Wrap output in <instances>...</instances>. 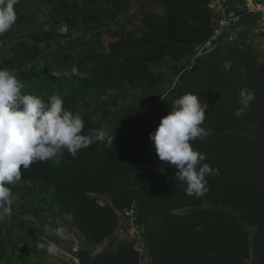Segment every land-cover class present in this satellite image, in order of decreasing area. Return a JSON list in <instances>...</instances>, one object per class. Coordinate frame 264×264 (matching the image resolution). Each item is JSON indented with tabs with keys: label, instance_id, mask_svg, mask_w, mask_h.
Instances as JSON below:
<instances>
[{
	"label": "trees",
	"instance_id": "1",
	"mask_svg": "<svg viewBox=\"0 0 264 264\" xmlns=\"http://www.w3.org/2000/svg\"><path fill=\"white\" fill-rule=\"evenodd\" d=\"M133 1L108 0L109 6L92 14L89 21L101 29L93 41L99 47L86 53L90 68H100L103 53L119 51L138 33L149 37L139 55L111 64L103 82L104 88L113 91L127 83L142 90L139 101L117 110L108 131L112 145L107 140L96 142L75 157L64 150L59 163L34 162L22 169L20 181L51 189L60 211L73 215L77 230L89 241L72 243L79 247L80 264H139L132 246L108 248L113 238L126 232L120 213L133 203L145 229L149 264H251L253 254L256 264H264V62L258 63L239 48L218 50L196 58L193 70L182 73L195 47L213 33L210 0H149L148 8L135 13L131 25L104 29V18L117 21L129 13ZM55 8L60 26L75 29L83 19L78 0H59ZM63 35L71 36L46 31L33 38L40 43ZM70 48L68 43L49 52L66 63L72 60ZM188 55L192 58L178 72L180 84L164 97L162 110H149L148 101L156 99L158 104L164 96L158 90L166 80V74L154 75L150 65L165 57L178 63ZM50 59L40 64L45 68ZM89 87L86 81L85 93ZM242 89L254 92L255 99L236 117ZM189 92L208 104L202 127L210 133L192 145L206 156L203 163L219 170L218 175L206 177L208 191L200 198L185 194L186 185L175 179L177 169L159 160L150 139L173 101ZM58 95L65 108L80 112L85 133L104 129L93 113H81L84 99ZM96 196H103L107 203L100 204ZM89 243L100 247L93 249ZM0 249L2 258L1 222Z\"/></svg>",
	"mask_w": 264,
	"mask_h": 264
},
{
	"label": "rangeland",
	"instance_id": "2",
	"mask_svg": "<svg viewBox=\"0 0 264 264\" xmlns=\"http://www.w3.org/2000/svg\"><path fill=\"white\" fill-rule=\"evenodd\" d=\"M78 2V14L83 19L79 21L77 28L68 29L58 24L59 13L55 7L59 0H19L15 5L16 23L8 32L0 35V68H7L16 73L17 79L23 84L22 93L37 95L45 102L53 94L78 95V98L85 100L81 113H93L96 120L108 132L112 122L118 117H114L117 115V110L124 104L139 101L142 90L130 83L122 86L118 91L103 87V82L110 74V65L116 64L118 59L130 56L131 47L121 48L115 53H103L100 68L87 66L86 53L92 48L99 47L93 43L97 31L95 25L89 22L91 15L105 8L109 3L106 0H99L95 4L85 0ZM103 22L107 29L115 25L110 17L104 18ZM46 31L52 34L70 33L71 36L63 35L50 42L37 43L33 37L40 36ZM250 40L252 38L242 37L218 50L222 52L235 48L246 50L258 63H263L264 47H258L257 44L250 43ZM22 42L26 44L14 48L15 44ZM68 43H71V48L68 49L72 57L71 61L64 63L56 56H52L54 54L50 53L52 50ZM48 56H51V59L44 68L40 61ZM191 56L188 55L179 64L169 66L171 62L162 63L166 73H155L166 74L164 76L166 80L160 84L158 90L160 94H164V97L180 84L178 72L190 61ZM73 66H76L80 73H87V77L80 79L76 75L73 78L61 75L57 78L51 75L53 71L61 73L65 69L70 71ZM86 81L90 87L85 93ZM164 97L158 104L155 103L156 99L148 101V109L162 110L160 103ZM168 114L169 112L164 113V117ZM10 187L14 195L13 213L0 221L4 237V256L0 258V264H70L66 261L65 255L74 257L80 262L79 252L74 250L79 247L72 243L89 241L77 230L73 215L60 211L54 200L53 191L40 183H24L20 180ZM96 197L100 204L107 203V199L103 196ZM131 238L130 233L126 231L112 241L122 240L123 243L131 246ZM53 243L57 251L50 254L48 247ZM1 253L0 249V255ZM255 262L256 256L253 254L250 263L256 264Z\"/></svg>",
	"mask_w": 264,
	"mask_h": 264
},
{
	"label": "clouds",
	"instance_id": "3",
	"mask_svg": "<svg viewBox=\"0 0 264 264\" xmlns=\"http://www.w3.org/2000/svg\"><path fill=\"white\" fill-rule=\"evenodd\" d=\"M18 3L19 0H0V35L16 23ZM51 75L87 77L76 66L63 73L53 71ZM22 89L14 71L0 68V221L13 213L14 195L10 186L22 178V169H28L34 162L59 163L64 150L75 157L81 149L96 142L107 140L112 145L106 129H90L85 133L82 115L65 108L60 95L53 94L45 102L37 95L22 93ZM254 99V92L242 89L240 107L234 115L240 117ZM207 109L208 104L202 103L196 94L185 93L173 101L169 114L150 133L159 160L175 166V179L186 185L185 194L197 198L208 191L206 177L219 174L218 169L203 163L206 156L192 145L196 139L203 140L210 134L202 127ZM56 251V245L50 244L48 252Z\"/></svg>",
	"mask_w": 264,
	"mask_h": 264
},
{
	"label": "built area",
	"instance_id": "4",
	"mask_svg": "<svg viewBox=\"0 0 264 264\" xmlns=\"http://www.w3.org/2000/svg\"><path fill=\"white\" fill-rule=\"evenodd\" d=\"M248 14H257V10L250 7V0H245ZM209 8L211 9L213 33L210 38L202 45L195 47L194 55L185 71L193 70L195 59L207 55L215 50L222 49L224 46L238 41L246 32L242 24L243 14L238 13L235 9L230 8L227 0H210ZM264 14V12H262ZM258 22L264 26V17ZM182 72V73H184ZM121 221L126 226V231L131 235L132 248L138 253L139 264H149L148 248L146 234L141 219L137 213L136 204L125 208L120 213ZM79 252V248H75Z\"/></svg>",
	"mask_w": 264,
	"mask_h": 264
},
{
	"label": "crops",
	"instance_id": "5",
	"mask_svg": "<svg viewBox=\"0 0 264 264\" xmlns=\"http://www.w3.org/2000/svg\"><path fill=\"white\" fill-rule=\"evenodd\" d=\"M106 1H108V0H106ZM148 1L149 0H134L131 3L129 13L120 16L117 21H114L115 24H119L120 27H122L123 25H125V26L131 25L132 21L136 18L135 17V13H137L139 11L145 12V10L148 8V6H149L148 5ZM263 1L264 0H250V7L253 10H257L256 11L257 14L251 15V14L247 13L248 9L246 8L245 0H227V4L229 5V7L232 5L233 9H235L238 13L243 14V16H242V24L246 28V32H245V34L242 37H245V38L248 37L250 39L252 38L253 42H252V40H250V43H253V44L255 43V44L258 45V47H264V34H262V33H264V26L261 25L258 22V20L260 18L264 17V14L262 13V12H264V3H263ZM90 4H95V3H90ZM108 6H109V4L107 6H105V8H107ZM102 9H104V8H102ZM260 13H262V14H260ZM160 25L163 27L164 26L163 22L159 21L158 22V26H160ZM104 29H107V28L105 27ZM98 30H101V29H97V27H96V31L97 32H98ZM148 39H149V37H146V36L138 33L136 38L134 40H132L131 42H129L125 46V47H129V48L131 47V50L129 51L130 56H128V57H133V56L139 55L142 52V50H143V48H141V46L146 44L148 42ZM125 47L123 46V48H125ZM182 61H180V62H182ZM165 62H168V63L171 62V64H169V66L180 63V62L175 63L172 60L171 57H165L162 61H159L157 63L151 64L150 65V71L156 76L159 75V74H155V73H160V72L161 73H166V72H164V70H163L164 68L162 67V63H165ZM79 243L81 244L82 242H79ZM88 245L91 246L93 249H97V248L100 247V246L94 245L93 243H89ZM120 245L130 246V245L126 244V243H123L122 240H118L116 242L112 241L110 243V245L108 246V248L110 250H116ZM65 256L67 257L66 261L69 262L70 264H80L78 259H76L74 257H71L69 255H65Z\"/></svg>",
	"mask_w": 264,
	"mask_h": 264
}]
</instances>
